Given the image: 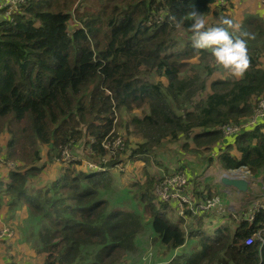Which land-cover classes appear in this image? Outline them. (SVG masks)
I'll return each mask as SVG.
<instances>
[{
    "label": "trees",
    "instance_id": "trees-1",
    "mask_svg": "<svg viewBox=\"0 0 264 264\" xmlns=\"http://www.w3.org/2000/svg\"><path fill=\"white\" fill-rule=\"evenodd\" d=\"M193 10L208 26L232 18L229 0H26L11 19L0 18V135H10L1 157L14 164L6 192L11 208L26 204L37 220L45 264H148L135 259L148 229L150 247L167 264H264V210L252 222L229 215L214 235L203 229V216H189L186 228L171 203L156 201L158 180L148 169L123 187L114 173H87L73 160L51 185L26 187L43 156L62 163L63 151L83 142L91 157L104 156L101 143L116 138L115 120L124 113L138 140L132 149L125 143L111 166L126 154L149 162L171 142L206 167L216 155L222 169L262 173L264 123L231 137L222 128L243 123L264 101V20L250 14L240 25L252 37L246 71L212 81L203 95L211 70L190 60L211 53L191 45ZM193 192L212 196L201 184ZM189 240L198 247L176 253Z\"/></svg>",
    "mask_w": 264,
    "mask_h": 264
},
{
    "label": "rangeland",
    "instance_id": "rangeland-1",
    "mask_svg": "<svg viewBox=\"0 0 264 264\" xmlns=\"http://www.w3.org/2000/svg\"><path fill=\"white\" fill-rule=\"evenodd\" d=\"M260 8H262V5L260 4V2H258V0H253L252 1V10H251V12H253V13H246L244 15V17H246L247 15H250V14L259 16V14L255 11H257ZM230 14L232 16L231 11H230ZM262 19L264 20V17ZM241 24L242 23H239V25H241ZM73 25H74V23H73ZM190 61L192 63L197 64L199 66L200 70H203L205 68L206 69L209 68L211 70L210 75L206 76V73L204 74L205 77H207L208 87H207L206 91L203 92V95H205L206 93H209L211 91L210 84L214 80L228 79V78H240L241 77V75L240 76L233 75L230 71L223 69L222 67L217 66L215 59L211 54L207 55V57L205 59H202L201 57L197 56L196 58L191 59ZM263 64H264V62H263ZM156 80H161L165 84L167 83V79L165 77L160 78V79L158 77H156ZM199 98H200V96H197V99H199ZM146 108H147L146 106L143 108H137L132 112V114L142 115L143 112L146 110ZM130 116H131V114L124 113V116H122V117L120 115H117V119L115 120V129L117 132L116 137L120 136L122 138L123 149H125V143H127V147L129 149H132L133 147H135V145L137 143L136 141L138 140V138L134 134H131L129 132L128 128L126 127V123H127V121H129ZM9 137H10L9 134H1L0 135V138L2 139L0 141L3 142V143L0 142V162H3V165H7V164H5L4 158L1 157V153L4 152L3 148L7 144ZM45 151H46V149H45ZM74 152H73V154L77 157H81V159L83 161H86L88 159H94V160L100 159L99 156L97 158H94V157L91 158V155L88 153V149H86L84 142H83V144L79 143L76 147H74ZM119 152H120V150H118V152L116 153V156L118 155ZM232 152H234V150ZM205 155H208V153H206ZM122 157H123V155L121 156V158ZM149 157H150L149 162L144 161V163H145V165H148L150 172L152 174L154 173V176L156 177V179L159 176V173L161 174L162 169H163V171L167 172V171H169L168 169L174 170L176 167L181 165L182 167H185V169L189 173V175L191 174V176L194 179V184L196 186L199 185V183H197V178L198 177H204V174L207 172L206 170L209 167H212V173L214 172L215 176H214V178H205L204 177L203 185L207 186L208 190L212 193V195L218 194L221 196V198L223 200H226V195H224V192L221 190V188H220L221 184L218 181L220 176H222V174L226 170L222 169L219 166V164L217 162V156L216 155L215 156L213 155V157H214L213 164L206 167L207 165H209L207 163V161H203L195 153L184 152V150H182V148L177 143H171V142L168 143L167 142L164 147L160 148L159 150H157L155 153H153ZM110 160H111V157L109 158V161ZM140 160H142V159H136V160L128 159L127 154H126L125 160L123 161L124 167L126 166L125 170L123 172H115L116 175H118L120 177V183L123 187L132 181L143 180L142 166L141 167L139 166ZM44 161H46V160H44ZM44 161L42 163H44ZM42 163H40L39 166ZM60 164L62 166L65 165L64 162H62ZM51 167L52 166L48 167V169ZM190 168H191V170H190ZM84 171L87 173H91V171H89V170H84ZM232 171L235 173H238L239 175L247 176L251 180L252 186L255 189V192H253L251 197L249 196L247 199H243V200L241 198H240L241 200H239L238 198L236 199L237 202H235V203L237 205H235V207L233 208L232 211L233 212H238V211L240 212L243 209H245L248 205H250L251 201L252 202L256 201V200H258V198H260L263 195L262 194V187H263V183H264V172H262L259 175L254 176L251 173H249V171H247L245 168H240V169L232 170ZM56 172H57V169L54 171L43 169L41 171V173H42L41 177H44L46 180H49L56 174ZM59 172H57L56 176H58ZM110 172H113V171H110ZM214 180H216L219 188L213 186ZM115 186L117 188L119 187L118 184H115ZM36 188H37V186H34V187H31L30 189H36ZM0 205L3 206L2 204H0ZM222 207L223 208L226 207V205L224 204V201L222 202ZM8 209H10L12 211L19 210L16 208L15 209L11 208L10 205H9ZM214 214L218 215V212L215 211ZM169 216H170L171 220L175 219L174 215L169 214ZM27 226H29L32 231H36L37 226H38V222H37V220H33V222H28ZM9 227L13 228L10 225H9ZM205 230L207 232H210L211 229L207 230L205 228ZM146 231H147V233L141 237L142 245H143L144 249L140 250L139 252H137L135 254V259L137 261L147 262L148 264H153L154 262H159V261H162V262L166 261L167 257L160 250H156L155 248L150 247V245H149L150 240L148 238V233L151 231L149 229ZM210 234H215L214 230H211ZM197 247H198V244H197V242H195V240H189V243L187 244V246L185 248L183 247V248L178 249V251L183 249L184 252L190 253L193 249H196Z\"/></svg>",
    "mask_w": 264,
    "mask_h": 264
},
{
    "label": "built area",
    "instance_id": "built-area-1",
    "mask_svg": "<svg viewBox=\"0 0 264 264\" xmlns=\"http://www.w3.org/2000/svg\"><path fill=\"white\" fill-rule=\"evenodd\" d=\"M26 3V0H0V13L2 18H12V15L21 10L22 5ZM227 0H217V4L224 5ZM264 123V101L259 100L258 106L254 111V114L245 120L241 124H229L225 125L223 129L224 136L231 137L238 135L245 130H253L257 125ZM102 147L107 153L100 157L99 160L88 159L83 161L81 157H77L73 154L70 148H66L62 153V161L71 163L73 160H81L84 170L91 172H123L125 170L124 162L120 161L117 164L111 166L109 163L112 159L117 158L116 153L118 150L123 151V141L120 136L113 140L105 139L101 143ZM92 154H91V153ZM91 156L95 151L90 150ZM111 160L109 161V158ZM93 158V157H91ZM11 167L13 163H8ZM3 162H0V167ZM158 185L154 190L155 199L158 202H168L174 205L179 216L187 218L189 216H200L204 213L217 211L218 216L222 218H229V215L239 220H247L249 222L254 221L256 214L260 210H264V183L262 187V196L258 200L253 201L245 209L238 212H233V209H229L228 206L222 207L223 199L220 195L204 196L201 198L195 197L193 194V188L195 184L189 180V175L186 170L177 169L171 172H165L161 170L159 173ZM14 236L13 231L7 227L0 230V242L11 239ZM258 239H261L260 235H257ZM153 264H165L164 262H154Z\"/></svg>",
    "mask_w": 264,
    "mask_h": 264
},
{
    "label": "crops",
    "instance_id": "crops-1",
    "mask_svg": "<svg viewBox=\"0 0 264 264\" xmlns=\"http://www.w3.org/2000/svg\"><path fill=\"white\" fill-rule=\"evenodd\" d=\"M229 1L231 3V9L233 8L231 10L232 18L238 24L242 23V21L245 18L244 15L246 13H253V12H251L253 0H229ZM258 2H260V4L262 5V8L258 9L255 12H257L259 14V16H261L263 18L264 17V0H258ZM0 18H2L1 13H0ZM0 140H2V139L0 138ZM0 142H2V141H0ZM222 145H224V144L221 143V145L216 146V149L220 150V147H222ZM3 150H4V152L1 153L2 155H4V153L6 151V145L4 146ZM45 159H46V161H44ZM43 161H44V163H42ZM40 163H42L40 165V167H43L41 169V171L43 169L50 170V171H54L57 169V172L60 171L58 173V176L63 171V166L60 163H58V162L49 163L47 161V158L44 156H43V159L41 160ZM50 166H52V167L48 169V167H50ZM139 166L140 167L142 166L143 172L145 171V169H148L150 171L149 167L145 166L144 160H140ZM168 170L169 171H167V172L174 171V170H170V169H168ZM190 170H191V168H190ZM11 171H12V168L9 164L2 165L0 167V204L3 205V206L0 205V230L7 227V228L11 229L13 231V234H14V236L11 239H7V240L0 242V264H45L48 254L46 252H39L37 250V244H36L35 239H34V238H36L34 233H36L37 230L32 231L30 229V227L27 226L28 222H33L30 220L31 217H30L27 205L22 204L21 206H19L17 208L19 210L12 211V210L8 209L10 196L6 192V188H7V184L10 181ZM41 171L38 174H36L30 178V180L28 181V183L26 185V187L28 189H30L31 187H34V186H37V188L47 187V186L51 185L56 178H58V176H56L57 175V172H56V174L51 179L46 180L44 177H41L42 176ZM206 171L207 172L204 174L205 178H214L215 173L214 172L212 173V167H209ZM262 172H264V170ZM112 173H114V175H116L115 170ZM249 173H250V171H249ZM153 175H154V173H153ZM188 175H189V173H188ZM116 176H118V175H116ZM189 176H191V174ZM204 177H198L197 183L204 186L203 185ZM220 178H221V176H220ZM220 178L218 180L219 183L221 184L220 188L224 192V195H226V200H223V201H224V204L229 207V209H233L235 207V205H237L235 203V202H237V200H236L237 198L239 200L247 199L249 196L250 197L252 196L253 192H255V189L252 186L253 192L251 195L240 193L237 190H234V189H231L229 187L224 186L220 182ZM192 182H193V180H192ZM213 186L219 188L216 180L213 181ZM205 187H207V186H205ZM173 208H174L175 214L178 215L174 205H173ZM214 212L215 211L204 213L203 215H200V216H203V229L205 230V228H206L207 230L208 229L214 230V233L216 234L217 229L220 226H222L224 223L228 222L229 218H222V217L214 214ZM194 217H196V216H194ZM197 217H199V216H197ZM184 219H185V225H186V227H188V224L191 222L192 218L187 217ZM172 221H175V220H172ZM9 225L12 226L13 228L9 227ZM211 230H210V232H211ZM210 232H207V233H210ZM211 235H214V234H211ZM183 247L185 248V246H181L178 249L183 248ZM157 249H159V248H157ZM178 249L176 250L177 251L176 253H179V252L181 253L183 251V249L179 250V251H178ZM159 262H162V261H159ZM164 263L167 264V261H164Z\"/></svg>",
    "mask_w": 264,
    "mask_h": 264
},
{
    "label": "clouds",
    "instance_id": "clouds-1",
    "mask_svg": "<svg viewBox=\"0 0 264 264\" xmlns=\"http://www.w3.org/2000/svg\"><path fill=\"white\" fill-rule=\"evenodd\" d=\"M188 15L191 19L192 47L210 51L217 66L233 75H242L249 66L247 43L252 38L251 34L241 31L240 25L227 16L221 17L217 24L208 26L202 13L193 10Z\"/></svg>",
    "mask_w": 264,
    "mask_h": 264
},
{
    "label": "water",
    "instance_id": "water-1",
    "mask_svg": "<svg viewBox=\"0 0 264 264\" xmlns=\"http://www.w3.org/2000/svg\"><path fill=\"white\" fill-rule=\"evenodd\" d=\"M220 182L224 186L237 190L240 193L251 195L253 192L251 180L247 176L239 175L232 170H226L222 174Z\"/></svg>",
    "mask_w": 264,
    "mask_h": 264
}]
</instances>
